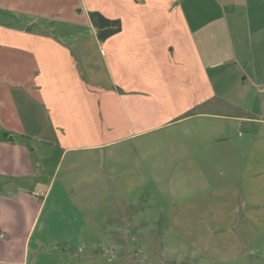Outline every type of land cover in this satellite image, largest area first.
<instances>
[{"label": "crops", "instance_id": "1", "mask_svg": "<svg viewBox=\"0 0 264 264\" xmlns=\"http://www.w3.org/2000/svg\"><path fill=\"white\" fill-rule=\"evenodd\" d=\"M90 11L121 30L99 41ZM263 83L264 0H0V262L113 264L89 194L159 182L155 135L177 124L198 176L238 127L256 138L264 206Z\"/></svg>", "mask_w": 264, "mask_h": 264}, {"label": "rangeland", "instance_id": "2", "mask_svg": "<svg viewBox=\"0 0 264 264\" xmlns=\"http://www.w3.org/2000/svg\"><path fill=\"white\" fill-rule=\"evenodd\" d=\"M183 126H173L174 133L159 131L155 135L159 182L149 184V188L148 184H134L133 190L124 184L122 189L120 184H107V190L103 189L104 185L102 190L92 188L96 190L89 194L94 199L90 209L95 208L97 201V216L101 215L102 223L105 217H113L105 219L108 225L99 232L108 236L92 237L105 241L99 250H109L107 255L113 258V264H264L263 184L260 182L263 173L256 172L250 162L254 158L250 159L256 138L238 127L234 137L221 141L215 150L220 151L213 159L217 160V167H210V160L203 158L204 172L198 176L191 168L196 166V158L186 156L185 160L178 155L182 145L195 146L193 139L181 138ZM192 150L186 148V152L195 154ZM139 161L142 164L140 158ZM174 163L186 165L187 172L180 174L181 179L173 173L181 182L169 184L172 173L162 170L170 164L174 168ZM159 166L163 167L160 172ZM129 167L131 160L127 170ZM61 172L62 169L58 174ZM33 191L29 193L36 195ZM122 197L136 203L135 216L130 222L121 221L116 211L115 199ZM139 201L142 206L138 205ZM0 241L4 247L7 240ZM13 244L7 246L13 247L8 255L0 248V258L16 257L17 246Z\"/></svg>", "mask_w": 264, "mask_h": 264}, {"label": "trees", "instance_id": "3", "mask_svg": "<svg viewBox=\"0 0 264 264\" xmlns=\"http://www.w3.org/2000/svg\"><path fill=\"white\" fill-rule=\"evenodd\" d=\"M88 16L99 41H104L107 37L121 30L119 19L107 18L98 11H90L88 12Z\"/></svg>", "mask_w": 264, "mask_h": 264}, {"label": "built area", "instance_id": "4", "mask_svg": "<svg viewBox=\"0 0 264 264\" xmlns=\"http://www.w3.org/2000/svg\"><path fill=\"white\" fill-rule=\"evenodd\" d=\"M261 92H262L263 95H264V83H263V85H262V87H261Z\"/></svg>", "mask_w": 264, "mask_h": 264}]
</instances>
